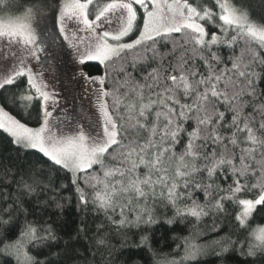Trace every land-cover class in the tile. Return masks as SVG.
<instances>
[{
    "label": "snow or ice",
    "instance_id": "6c2138e0",
    "mask_svg": "<svg viewBox=\"0 0 264 264\" xmlns=\"http://www.w3.org/2000/svg\"><path fill=\"white\" fill-rule=\"evenodd\" d=\"M11 6L12 0H0V11ZM56 7L78 63L103 66L90 77L73 70L96 85L95 112L71 120L54 116L58 93L30 66L40 51L33 10L0 19V97L19 100L39 124L26 127L0 106V129L17 150L40 154L27 167L0 166V253L14 256L16 264H39L30 247L56 239L50 228L30 221L24 208L26 197L50 187L45 166L71 173L78 206L104 213L117 231L140 230L137 248L151 245L150 233L161 223L158 205L171 208L163 221L168 225L192 218L195 236L204 217L213 218L216 231V218L228 214L226 205L238 204L243 211L235 219L244 228L257 206H264V16L256 19L250 6L233 0L211 6L189 0H58ZM94 166L100 173L90 171ZM6 186L15 191L5 192ZM253 190L255 198H239ZM95 244L109 255L115 251L103 237ZM184 244V261L209 249L223 258L238 248L256 258L247 264H264V229L247 247L230 236L207 248L188 238Z\"/></svg>",
    "mask_w": 264,
    "mask_h": 264
},
{
    "label": "trees",
    "instance_id": "16d2710c",
    "mask_svg": "<svg viewBox=\"0 0 264 264\" xmlns=\"http://www.w3.org/2000/svg\"><path fill=\"white\" fill-rule=\"evenodd\" d=\"M15 1L18 2L15 3ZM36 1L12 0L11 7L24 9L33 6ZM193 2L211 6L214 0H193ZM233 2L237 6H250L256 19L264 16V7L261 6L262 0H233ZM206 26L210 31L214 30L212 25ZM48 39L53 42L52 46H48ZM39 46L45 54L46 52L49 53L48 56H43L44 65L49 66L50 63H53L52 61H55L56 73L63 74L65 77L68 76L67 79L88 80L81 78L79 71L74 73V69H82L84 77L101 74L103 66L97 62L91 61L85 65L75 63L76 60L70 48L65 44L55 25L51 36H46ZM227 51L226 48H222V52L225 54H227ZM9 87L15 89V86ZM15 90L22 91V89ZM19 104V100L16 104H12L6 103L5 99L0 97V105L10 115L22 124L38 127L39 124L36 121L34 111L29 115L28 112L18 106ZM11 141L12 137L3 129H0V166L24 164L27 167L29 161H34L40 155L35 150H17ZM176 150L180 151L179 145ZM58 168L59 166L51 168L45 166L48 173L45 182L47 183L50 179V187L45 191L38 190L37 193L24 199V208L27 211L28 219L35 222L38 228H50L56 237L55 240L49 241L38 248L30 247L29 254L39 264H93V262L94 264H104L105 261L109 260L112 264H247L248 261L256 259L255 257L241 255L237 248L235 252L230 251L223 258L212 254L211 249H209L207 255H201L195 261H184V241L185 238H188L192 243L207 248L215 240L230 236L232 240L238 241V244H244L247 247L252 242L254 231L257 228L264 227V206H257L256 211L247 220L245 227L240 228L235 217L243 208L241 205L229 203L226 205L228 214L217 217L215 220L218 230H213V218L208 216L203 218L197 226V235L193 236L192 218L183 222L178 219L175 224L168 225L163 221L170 217L173 212L171 208L158 205L155 211L156 215L160 217L161 223L155 225L150 233L151 245L149 248H137L140 230L131 228L117 231L115 225L108 222L104 213L98 212L91 205L87 209L78 206L75 186L71 184V173L64 169L57 170ZM90 171L100 173L99 166H94V169ZM143 171L141 169V172ZM2 178L3 173L0 172V179ZM80 185L84 187L82 181H80ZM3 190L5 192L15 191L11 186H6ZM86 191L91 190L86 189ZM257 194V190L243 192L240 193L239 198L253 199ZM197 195L200 196L199 193ZM57 202L63 206L58 208L56 206ZM201 202H203L202 197ZM116 219H119V217H116ZM98 237L105 238L108 243L115 246V251L111 255H109L105 246L95 244ZM2 246L0 244V247ZM97 247L100 251H95ZM0 264H16L15 257L0 253Z\"/></svg>",
    "mask_w": 264,
    "mask_h": 264
},
{
    "label": "rangeland",
    "instance_id": "374dc122",
    "mask_svg": "<svg viewBox=\"0 0 264 264\" xmlns=\"http://www.w3.org/2000/svg\"><path fill=\"white\" fill-rule=\"evenodd\" d=\"M17 2L18 1H15V3ZM189 2H193V0H189ZM57 3H58V0H41V1L37 0L36 3L33 4V6H30V7L28 6V7H25L24 9L10 7L6 11H0V19H3L7 16H10L13 18L23 16L24 13H26L28 9L31 8L33 10L32 26L36 31L37 48L40 49L39 45L43 42V39L46 36L48 35L51 36V34L53 33V27L55 25L62 39L64 40L65 44L70 48L72 55L74 59L76 60L75 63L80 65L77 61V55H78L77 51L71 46L69 39L65 38V36L68 33H62L60 31V24L58 20V12H57V7H56ZM54 14L56 15L55 22L53 20ZM73 27L74 26L71 23L68 25L69 33L71 32ZM134 35L135 33H133V36ZM131 38L132 37H127L125 39H131ZM47 41H48V46L50 45L52 46L53 42H51L49 39ZM42 51L40 50L38 52L39 60H31L30 66L33 68V71L43 72L45 82L49 83L51 87H54L55 91L58 93L57 98L60 101V107L57 109V111L53 115L54 116H56L57 114H60L61 116L67 115L70 120L72 118L79 119L82 116V114H85V113L91 116L95 112L94 93H95L96 85L91 84L90 80H81V79H76V78L67 79L68 76L65 77L63 74L62 75L57 74L55 71L56 67L54 65L55 61H52L53 63H50L49 66L44 65L42 61L43 56H48L49 53L46 52L45 54V52L43 51L42 53ZM91 88L93 92L91 91ZM89 104H92V105L88 106ZM5 112L7 111L5 110ZM81 122L84 123L85 126H87L86 121H81ZM26 127H30V126L26 125ZM30 128H36V127H30ZM260 229H264V227L257 228L254 231V233Z\"/></svg>",
    "mask_w": 264,
    "mask_h": 264
}]
</instances>
